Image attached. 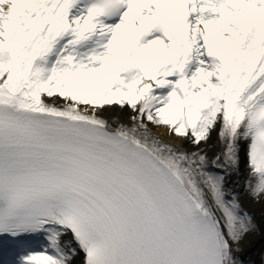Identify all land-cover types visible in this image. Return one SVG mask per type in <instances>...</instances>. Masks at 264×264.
Here are the masks:
<instances>
[{
    "label": "snow or ice",
    "instance_id": "6c2138e0",
    "mask_svg": "<svg viewBox=\"0 0 264 264\" xmlns=\"http://www.w3.org/2000/svg\"><path fill=\"white\" fill-rule=\"evenodd\" d=\"M257 238L264 0H0V264H257Z\"/></svg>",
    "mask_w": 264,
    "mask_h": 264
},
{
    "label": "bare ground",
    "instance_id": "6f19581e",
    "mask_svg": "<svg viewBox=\"0 0 264 264\" xmlns=\"http://www.w3.org/2000/svg\"><path fill=\"white\" fill-rule=\"evenodd\" d=\"M258 239V243L256 246V253L253 254V258L257 260V264H259V260H260V256L259 253L261 251V249H264V242H259V238Z\"/></svg>",
    "mask_w": 264,
    "mask_h": 264
}]
</instances>
